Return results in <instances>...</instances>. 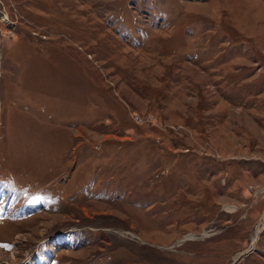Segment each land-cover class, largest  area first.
<instances>
[{
  "label": "rangeland",
  "instance_id": "rangeland-1",
  "mask_svg": "<svg viewBox=\"0 0 264 264\" xmlns=\"http://www.w3.org/2000/svg\"><path fill=\"white\" fill-rule=\"evenodd\" d=\"M1 190L0 264H264V0H0Z\"/></svg>",
  "mask_w": 264,
  "mask_h": 264
},
{
  "label": "bare ground",
  "instance_id": "bare-ground-1",
  "mask_svg": "<svg viewBox=\"0 0 264 264\" xmlns=\"http://www.w3.org/2000/svg\"><path fill=\"white\" fill-rule=\"evenodd\" d=\"M3 194H4V192L1 190L0 191V201H1L2 197H3ZM4 213H5V209H4V206H3V207L0 208V217L3 216ZM261 230H262V227H261V225H259L257 231L255 232V234L253 236V243L256 241V239L258 237V234L261 232ZM72 242H73V240L71 239L70 236L65 235V234L61 235V236L59 235L58 240L54 241V246L55 245L57 246V245H60V244H63V245L66 244L68 247H72ZM51 252H53V250H51ZM51 252L47 251V254H46L50 258L52 257V255L50 254ZM44 261L45 260H43V259L40 260L39 264H45Z\"/></svg>",
  "mask_w": 264,
  "mask_h": 264
},
{
  "label": "water",
  "instance_id": "water-1",
  "mask_svg": "<svg viewBox=\"0 0 264 264\" xmlns=\"http://www.w3.org/2000/svg\"><path fill=\"white\" fill-rule=\"evenodd\" d=\"M235 260H236V259H235ZM235 260H234V261H235Z\"/></svg>",
  "mask_w": 264,
  "mask_h": 264
},
{
  "label": "snow or ice",
  "instance_id": "snow-or-ice-1",
  "mask_svg": "<svg viewBox=\"0 0 264 264\" xmlns=\"http://www.w3.org/2000/svg\"><path fill=\"white\" fill-rule=\"evenodd\" d=\"M6 247V246H5Z\"/></svg>",
  "mask_w": 264,
  "mask_h": 264
}]
</instances>
